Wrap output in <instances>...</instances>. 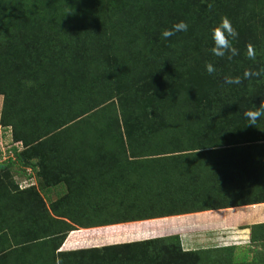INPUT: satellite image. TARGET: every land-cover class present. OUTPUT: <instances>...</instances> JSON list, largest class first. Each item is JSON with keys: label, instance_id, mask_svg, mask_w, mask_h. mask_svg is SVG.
I'll return each mask as SVG.
<instances>
[{"label": "trees", "instance_id": "1", "mask_svg": "<svg viewBox=\"0 0 264 264\" xmlns=\"http://www.w3.org/2000/svg\"><path fill=\"white\" fill-rule=\"evenodd\" d=\"M224 16L239 33L232 60L211 52ZM180 21L186 32L162 38ZM261 68L264 0H0L13 141L0 150V264H264V222L242 258L235 245L184 250L177 234L60 250L77 226L264 203V117L244 115L264 76L243 79Z\"/></svg>", "mask_w": 264, "mask_h": 264}, {"label": "crops", "instance_id": "2", "mask_svg": "<svg viewBox=\"0 0 264 264\" xmlns=\"http://www.w3.org/2000/svg\"><path fill=\"white\" fill-rule=\"evenodd\" d=\"M1 105L2 96L0 95V109ZM0 131L3 133V128L0 127ZM53 193V191L49 193L50 199L56 198V195ZM262 206H264V203L168 215L89 228L77 226V229L67 234L60 250L91 248L174 234L180 237L181 245H183L185 242L182 233H185L187 236L193 235L191 233L199 232L201 236L205 233L207 236H213L216 235L213 232H216L217 235H219L218 233L223 235L225 231L229 233L230 231L233 232L234 229L240 233L241 230L250 233V225L264 222V208ZM118 228H122V231H119L120 233L110 231ZM161 232H164L166 235L161 234ZM191 238H194V236ZM186 240L190 241L191 239ZM195 241L194 239L193 242ZM222 242L218 247L233 245L230 243L226 244L224 241ZM192 243L188 244V246L196 247L195 249L206 248L202 244L199 246L195 243L192 245ZM202 243L204 242L202 241Z\"/></svg>", "mask_w": 264, "mask_h": 264}, {"label": "clouds", "instance_id": "3", "mask_svg": "<svg viewBox=\"0 0 264 264\" xmlns=\"http://www.w3.org/2000/svg\"><path fill=\"white\" fill-rule=\"evenodd\" d=\"M207 6L209 10L213 8L212 3H208ZM188 27L189 26L186 22L180 21L175 23L171 29H164L161 36L164 39H168L174 36L177 32H186ZM238 35V31L233 27L230 19L227 16L222 17L220 23L211 29V38L214 44L211 48L212 54L221 58L227 57L228 60H232L235 56L239 55L238 49L234 47L232 43V41L238 38ZM246 47L247 57L254 61L256 59L254 46L249 43ZM205 70L209 75H212L216 71L212 63H206ZM261 76H264V68L256 71L245 70L243 79H251L252 77L259 78ZM224 83L227 85H239L242 83V78L240 76H225ZM26 84L31 86V82H26ZM244 115L249 121L248 125L256 126L257 121L261 117H264V99L261 100L259 107L245 111ZM56 264H62L59 257H57Z\"/></svg>", "mask_w": 264, "mask_h": 264}, {"label": "rangeland", "instance_id": "4", "mask_svg": "<svg viewBox=\"0 0 264 264\" xmlns=\"http://www.w3.org/2000/svg\"><path fill=\"white\" fill-rule=\"evenodd\" d=\"M1 107H2V105H1ZM0 113H1V109H0ZM12 142L13 141L11 139L10 131L7 132V133H4V132L2 133L0 131V150L2 152V155H4V153H6L5 156L8 155L9 152L7 150L12 145ZM17 143H18V146L21 147V144L19 142H17ZM30 173H31V175L29 177V180H30L29 182L30 183L27 184V185H35L36 188H38L42 192V194H43V191H42L43 183H42V181L36 176L35 171H31ZM22 179L23 178H16V181L17 182H20V184L22 185V187H24L26 185V183L23 182ZM48 198L50 199V196ZM48 198H46V204L47 205L49 203ZM262 207L264 208V206H262ZM104 212L106 213V210L103 211V214H104ZM253 224H258V223H253ZM250 226H249V231L251 230ZM110 231H113L115 233H120L119 231H122V228L112 229ZM226 232L227 231H225V234L226 235L225 234L222 235L221 233H218L219 235H217L216 232H213V233L216 234V235H213L214 237L213 236H207L206 233L203 236H201L199 234V232H197V233H191L193 235H187V236H186L185 233H182L183 240L185 242L182 245V249H184V250H192V249H195L196 247H192L191 245L188 246V244L192 243L194 239L196 241L193 242L192 245L194 243L197 244V245H199V246L202 244L204 247L206 246V248H213V247H216V246H220L223 243L222 241H224V243H226V244H228V243L233 244V245L236 246L235 252H236V255L239 258H242L243 257L244 251L248 247H250V250L252 251L253 248L256 246L255 243H257V242L260 243V245H261L262 248H264V246H263L264 245V242H263L264 239L259 240L260 238H258L257 242H253L250 239V233L245 232L244 230H241V233L239 231H236V229H234L233 232L232 231H230L229 233H226ZM243 232L245 233L244 235H243ZM161 234L166 235V234H164V232H161ZM192 236H194V238H191ZM186 239H191V240L190 241H187ZM202 241L204 243H202ZM235 243H239V244H235ZM97 247H100V246H97ZM81 249H84V248H81ZM251 253L252 252H250L248 254L249 260H251V258H252V254ZM252 264H263V263L260 261V259H258L257 261L253 262Z\"/></svg>", "mask_w": 264, "mask_h": 264}]
</instances>
